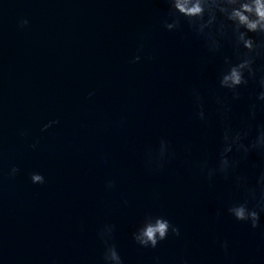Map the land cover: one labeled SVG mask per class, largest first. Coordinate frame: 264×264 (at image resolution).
Masks as SVG:
<instances>
[{
  "label": "water",
  "instance_id": "95a60500",
  "mask_svg": "<svg viewBox=\"0 0 264 264\" xmlns=\"http://www.w3.org/2000/svg\"><path fill=\"white\" fill-rule=\"evenodd\" d=\"M168 13L167 0H0V264H105L109 224L125 264H264V227L227 211L245 198L236 175L255 184L261 158L252 153L229 179L209 181L199 167L218 159L215 94L231 99L218 73L233 49L209 52L187 19L168 31ZM193 88L208 121L196 116ZM254 91L250 83L231 101L234 126ZM162 138L174 155L149 166ZM34 171L47 182L33 183ZM148 213L166 215L181 235L155 249L137 244L132 233Z\"/></svg>",
  "mask_w": 264,
  "mask_h": 264
},
{
  "label": "clouds",
  "instance_id": "9594fccd",
  "mask_svg": "<svg viewBox=\"0 0 264 264\" xmlns=\"http://www.w3.org/2000/svg\"><path fill=\"white\" fill-rule=\"evenodd\" d=\"M169 5L168 17L163 20L164 27L174 32L182 28V21L187 19L191 30L199 37H203L205 47L213 54L222 53L225 43L231 45L233 55H224L223 65L219 69L218 83L221 89L230 94H215V101L219 105L222 120V137L219 155L215 165H209L207 160L200 162L202 173H206L209 181L217 174L229 179L237 173L242 162L248 161L252 153H256L261 160L254 164L259 171L255 184L250 177L239 173L235 177L238 188L245 192V198L228 204L227 211L240 222L250 224L251 228L264 227V119L259 114L264 111V0H167ZM30 21L24 18L21 27ZM250 33L256 34L255 36ZM144 46L141 43L132 62L142 59ZM255 85L253 99L248 104V112L240 126L232 123V103L241 99V88L249 84ZM94 91L89 96L94 95ZM194 102L198 105L196 116L201 121H208L209 115L205 110L204 98L198 88L192 89ZM255 121V125L251 122ZM59 119L50 120L43 125L42 131H47L59 124ZM23 130L21 135H27ZM39 144L37 139L32 147ZM190 150V149H189ZM174 155L170 151V142L161 139L158 152L149 153L148 164L155 163L163 167L165 159ZM20 172L19 166H13L8 173L16 176ZM31 180L35 184H45L43 173L34 171ZM108 188L115 186L114 180L107 181ZM115 232V225H105L100 236L107 245L104 252L105 264H125L115 243H111ZM170 234L179 237L181 228L174 224L164 214L148 213L132 233L133 239L144 248H158L160 243L168 239ZM222 247L225 253L229 250V241L224 240ZM157 264L159 258L157 257ZM184 264H188L185 260Z\"/></svg>",
  "mask_w": 264,
  "mask_h": 264
}]
</instances>
